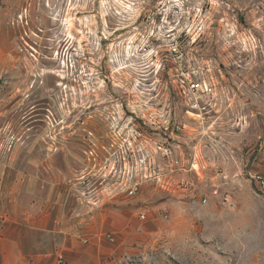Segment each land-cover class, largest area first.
<instances>
[{
	"label": "rangeland",
	"instance_id": "rangeland-1",
	"mask_svg": "<svg viewBox=\"0 0 264 264\" xmlns=\"http://www.w3.org/2000/svg\"><path fill=\"white\" fill-rule=\"evenodd\" d=\"M131 127L189 190L107 197ZM82 219L120 264H264V0H0V264H54Z\"/></svg>",
	"mask_w": 264,
	"mask_h": 264
},
{
	"label": "built area",
	"instance_id": "built-area-1",
	"mask_svg": "<svg viewBox=\"0 0 264 264\" xmlns=\"http://www.w3.org/2000/svg\"><path fill=\"white\" fill-rule=\"evenodd\" d=\"M184 77H186L185 80L189 83L192 91L207 89L204 83H194L190 78L189 72H186ZM146 123V121H143V125ZM130 129L132 133H128L126 139L117 140L115 134L111 136L112 148L117 147L121 151L124 148L122 151L124 155H120V166L117 170L115 167L118 165L116 164V159L119 154L117 156L116 152L110 154L113 160L108 161L107 165L105 164L106 170L99 178L101 180L99 184L102 185L110 177L106 184L107 197L113 198L117 194L126 197L134 196L146 182H150L163 192L176 189L178 192L183 193L189 190L191 184L182 172L194 169V159L191 161V158L186 159L179 154H174V142L170 141V137L155 140L149 135L142 134L141 131L135 128L133 129V127ZM154 154H158V158H155ZM122 168L125 171H122ZM118 172L123 173L119 180L115 178V176L118 178ZM125 172L126 175H124ZM114 191L116 192L114 193ZM213 194H217V191H214ZM140 217L143 219L144 215L141 214ZM106 238L109 241L113 240L111 235H107ZM62 263L63 259L59 256L54 264Z\"/></svg>",
	"mask_w": 264,
	"mask_h": 264
},
{
	"label": "crops",
	"instance_id": "crops-1",
	"mask_svg": "<svg viewBox=\"0 0 264 264\" xmlns=\"http://www.w3.org/2000/svg\"><path fill=\"white\" fill-rule=\"evenodd\" d=\"M59 210H62L59 207ZM83 219L77 225L72 223H60L57 232H61V251L62 264H120V258H113L114 250L106 249V238L97 226L91 227ZM53 223L52 230L56 231Z\"/></svg>",
	"mask_w": 264,
	"mask_h": 264
}]
</instances>
